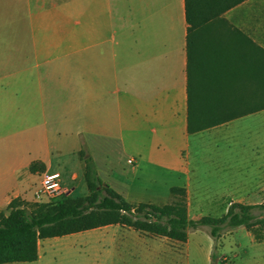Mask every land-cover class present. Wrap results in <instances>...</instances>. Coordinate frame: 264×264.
Listing matches in <instances>:
<instances>
[{
    "label": "crops",
    "instance_id": "crops-1",
    "mask_svg": "<svg viewBox=\"0 0 264 264\" xmlns=\"http://www.w3.org/2000/svg\"><path fill=\"white\" fill-rule=\"evenodd\" d=\"M251 1L198 17L194 88L206 115L218 114L217 107L225 108L224 97H220L223 85L232 86L236 100L243 99L240 85H253L247 93L260 94L264 100V13L251 11ZM15 9L13 16L26 10L35 25L30 30L35 48L30 51L32 56L27 49L25 58L18 59L14 55L18 47L12 46L10 59L0 60V211L8 210L14 197L35 200L45 172H61L65 187L72 180H84L79 157L69 165L63 155L68 148L78 156L83 144L77 139L85 132L99 136L119 126L112 129L117 136L113 143L117 164H111L110 142H103V161L88 149L100 176L106 173L116 190L118 186L137 190L144 164L182 177L189 185L188 157L205 147L200 142L202 135H210L219 126L264 133V103L258 110L236 111L239 116L235 118L188 131L186 0H17ZM202 17L206 19L203 23ZM27 33L16 30L13 35ZM52 79L57 80L56 92L51 91ZM70 135L75 138L68 146ZM259 140L264 143V134L254 141ZM254 141L237 139V148ZM123 153H128L126 165L133 167L118 177L117 167L121 172L127 169L120 157ZM244 157L237 152V163L235 159L233 163L240 168L247 164ZM35 161L43 162L46 169L32 172L30 165ZM207 161L227 163L210 157ZM258 162L261 157L250 163ZM257 169L255 165L251 172ZM225 177L243 176L240 171L214 176ZM165 185L167 193L177 186L173 182ZM110 225L133 229L105 226ZM41 240L39 257L33 263L46 255Z\"/></svg>",
    "mask_w": 264,
    "mask_h": 264
},
{
    "label": "rangeland",
    "instance_id": "rangeland-1",
    "mask_svg": "<svg viewBox=\"0 0 264 264\" xmlns=\"http://www.w3.org/2000/svg\"><path fill=\"white\" fill-rule=\"evenodd\" d=\"M16 1L0 0V60L10 59L12 46L18 47V51L14 53L15 58L18 59L25 58L27 49H30V52L35 48L31 45L34 37L30 35V30L35 25L29 19L26 10H22L18 17L13 16V13L16 12ZM250 10L264 13V0L251 1ZM202 19V23L206 21L203 17ZM16 30L28 31V33L13 35ZM204 30L206 32L208 28H204ZM30 55L32 56L31 52ZM50 87L52 92L58 91L56 79L51 80ZM247 88H253V85L242 84L239 86L238 89L240 94L242 93L243 99L236 100L233 98L232 86L223 85L220 97H224L222 99H224L225 108L217 107L215 112L224 116L229 113H245L252 108L261 106L264 100L260 98V94L256 97L255 93H247ZM205 89L206 86H203L202 90ZM36 91L35 84L34 92ZM115 127L119 126L115 125L110 129V133L99 136L85 132L78 137L77 142L83 144V148L88 152V149L93 150L99 156V161L105 159L101 155L103 142H110L111 164H117V147L113 144L117 141V136L112 133V129ZM241 129L240 126L235 125L232 130L228 131L229 126L225 124L216 128L215 132L210 135H202L200 142L205 144V147L201 146L188 157L189 172L192 175L189 185L182 177L160 171L153 165L144 164L135 184L137 190L122 189L120 186H118V190L131 202L149 200L167 203L173 201L174 196L171 192L167 193L165 182H173L180 186H184L183 184L186 183L188 185H186V190L188 189L187 201L190 216L195 219L204 215L220 217L226 213L232 201L251 204L264 203V143L262 140L254 141L264 133L248 132ZM70 138L72 140H67L68 146L74 142L75 135ZM237 139L245 141V143L254 142L245 148H237ZM70 151L71 149H65L63 156L69 165H72L78 156H74ZM237 152L244 154L247 163L240 168L233 163L235 160L237 163ZM127 156L128 153L120 154L121 159L124 160L122 164L124 165L125 162L127 169L125 172H121L117 167L114 173L118 177L129 171L131 167L126 165ZM208 157L221 159L222 162L228 164L208 163ZM260 157L261 164L259 162L255 164L259 170L251 172L255 169V165L253 163L251 165L250 162ZM229 171L236 173L240 171L243 177L235 180L226 177L223 179L214 178L216 173ZM102 177L110 183V178L106 173H102ZM72 185H74L73 191L69 190ZM66 187L71 196L88 193L86 183L81 179L66 183ZM26 201L35 202L33 199ZM4 211L8 212V210ZM255 213L261 214L264 211L256 209ZM40 243L42 249L46 251V255L39 263L9 262L4 264H264V226L227 227L222 230L221 237L216 241L210 234V228L201 226L191 229L188 240L181 242L133 229H123L119 225H110L64 236L45 238ZM213 250L217 253L215 261L211 259Z\"/></svg>",
    "mask_w": 264,
    "mask_h": 264
},
{
    "label": "trees",
    "instance_id": "trees-1",
    "mask_svg": "<svg viewBox=\"0 0 264 264\" xmlns=\"http://www.w3.org/2000/svg\"><path fill=\"white\" fill-rule=\"evenodd\" d=\"M241 1L243 0H186L189 23L187 51L190 133L239 116L204 114L201 110L204 102L196 98L194 81L197 69L195 54L198 44V17L224 12ZM258 109L259 107L252 108L250 111ZM78 157L83 163L87 194L71 196L68 193L52 202H28L21 197H14L8 204V213L0 211V264L33 262L39 257L41 239L64 236L108 224H120L181 242L188 240L191 229L201 226L210 228V234L215 241L227 227L264 226V213H255L256 209L264 211V203L233 201L226 213L220 217L204 215L197 219L192 218L184 186L171 187L174 196L171 202H131L100 176L94 158L86 149L81 148ZM30 169L32 172L44 171L46 166L41 161H35L30 165ZM211 259H217L214 250Z\"/></svg>",
    "mask_w": 264,
    "mask_h": 264
},
{
    "label": "built area",
    "instance_id": "built-area-1",
    "mask_svg": "<svg viewBox=\"0 0 264 264\" xmlns=\"http://www.w3.org/2000/svg\"><path fill=\"white\" fill-rule=\"evenodd\" d=\"M129 162L133 163L134 159L129 158ZM68 193L67 187L63 184L61 172H45L42 176L40 186L35 192V201L52 202Z\"/></svg>",
    "mask_w": 264,
    "mask_h": 264
}]
</instances>
